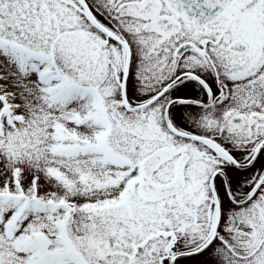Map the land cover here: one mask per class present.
<instances>
[{"label": "snow or ice", "instance_id": "obj_1", "mask_svg": "<svg viewBox=\"0 0 264 264\" xmlns=\"http://www.w3.org/2000/svg\"><path fill=\"white\" fill-rule=\"evenodd\" d=\"M0 264H264V0H0Z\"/></svg>", "mask_w": 264, "mask_h": 264}]
</instances>
